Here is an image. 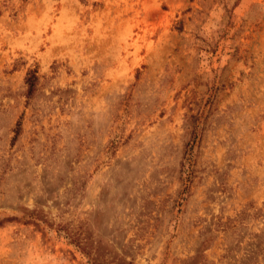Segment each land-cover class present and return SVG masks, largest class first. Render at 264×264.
I'll use <instances>...</instances> for the list:
<instances>
[{
  "label": "rangeland",
  "instance_id": "374dc122",
  "mask_svg": "<svg viewBox=\"0 0 264 264\" xmlns=\"http://www.w3.org/2000/svg\"><path fill=\"white\" fill-rule=\"evenodd\" d=\"M81 237L264 264V0H0V264Z\"/></svg>",
  "mask_w": 264,
  "mask_h": 264
},
{
  "label": "trees",
  "instance_id": "16d2710c",
  "mask_svg": "<svg viewBox=\"0 0 264 264\" xmlns=\"http://www.w3.org/2000/svg\"><path fill=\"white\" fill-rule=\"evenodd\" d=\"M36 75L34 73L29 74L26 78V84L28 86V92H31L35 86ZM186 171V169H185ZM76 245L78 248L84 253L87 257L88 262L90 264H107L105 260L102 258L100 249L89 243V240L86 237H81L76 240ZM184 264H191L190 260L185 261Z\"/></svg>",
  "mask_w": 264,
  "mask_h": 264
}]
</instances>
